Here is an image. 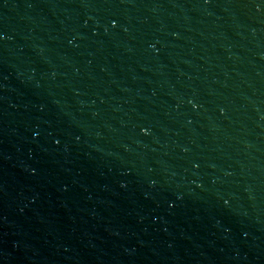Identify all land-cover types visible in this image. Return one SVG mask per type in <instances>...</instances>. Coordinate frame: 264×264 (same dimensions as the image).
Masks as SVG:
<instances>
[{
	"label": "water",
	"instance_id": "1",
	"mask_svg": "<svg viewBox=\"0 0 264 264\" xmlns=\"http://www.w3.org/2000/svg\"><path fill=\"white\" fill-rule=\"evenodd\" d=\"M0 36V264H264V0H0Z\"/></svg>",
	"mask_w": 264,
	"mask_h": 264
},
{
	"label": "snow or ice",
	"instance_id": "2",
	"mask_svg": "<svg viewBox=\"0 0 264 264\" xmlns=\"http://www.w3.org/2000/svg\"><path fill=\"white\" fill-rule=\"evenodd\" d=\"M117 23H118L117 21H113V22H112V27H116V26H117ZM2 38H3V37L0 36V39H2Z\"/></svg>",
	"mask_w": 264,
	"mask_h": 264
},
{
	"label": "clouds",
	"instance_id": "3",
	"mask_svg": "<svg viewBox=\"0 0 264 264\" xmlns=\"http://www.w3.org/2000/svg\"><path fill=\"white\" fill-rule=\"evenodd\" d=\"M145 134H147V133H145ZM225 203H227V201H225Z\"/></svg>",
	"mask_w": 264,
	"mask_h": 264
}]
</instances>
